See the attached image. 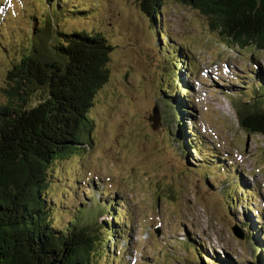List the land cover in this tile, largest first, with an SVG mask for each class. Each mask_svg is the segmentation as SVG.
Returning a JSON list of instances; mask_svg holds the SVG:
<instances>
[{"label": "rangeland", "instance_id": "rangeland-1", "mask_svg": "<svg viewBox=\"0 0 264 264\" xmlns=\"http://www.w3.org/2000/svg\"><path fill=\"white\" fill-rule=\"evenodd\" d=\"M59 3L0 0V103L10 64L27 51L40 20L69 31L100 30L114 47L110 78L89 113L92 140L48 173L54 224L67 225L77 209L84 224L96 227L98 201L116 200L127 226L110 241L116 245L113 261L110 255L98 264H198L195 245L201 244L209 255L252 263L264 237V138L241 129L234 105L245 100L238 93L253 94L256 76L264 77V52L227 46L207 17L175 0L160 8L159 33L138 0H62L61 8ZM76 10L92 12L64 20ZM162 34L190 58L193 75L185 67L182 76L189 89L188 123L219 158V169L218 159L209 161L212 168L201 167L206 153L187 158L171 143L160 97L164 88H177L179 72L172 70L173 47L167 49ZM156 107L158 123L151 120ZM238 181L244 186L233 191Z\"/></svg>", "mask_w": 264, "mask_h": 264}, {"label": "trees", "instance_id": "trees-1", "mask_svg": "<svg viewBox=\"0 0 264 264\" xmlns=\"http://www.w3.org/2000/svg\"><path fill=\"white\" fill-rule=\"evenodd\" d=\"M138 1L141 11L159 33L160 8L165 0ZM175 1L207 17L211 30L227 46L264 52V0ZM89 12L68 11L64 20L85 17ZM40 23L38 29L34 25L27 51L20 52V59L10 64L2 90L0 264H98L110 255L113 261L115 252L110 251L116 245L114 240L110 241L121 236L127 226L122 204L116 209V200L98 201L101 211L95 218L96 227L84 224V217L76 215L77 209L70 223L62 226L54 224L55 206L46 195L51 183L48 173L54 165L78 155L92 140L89 113L99 90L110 78L108 64L114 47L100 30L69 31L50 20ZM162 36L167 38L165 34ZM167 40L169 49L174 45ZM169 54L173 55L172 70L179 72L174 78L177 88H164L160 100L167 109L166 126L173 132L171 143L187 158L206 153L201 167L205 164L212 168L209 161L218 159L219 169L223 166L219 158L188 123L189 89L183 87L186 82L182 76L187 73L185 67L193 75L190 58L181 47H173ZM253 84L251 97L238 93L245 100L234 106L241 129L264 138V77L256 76ZM243 186L238 181L233 191ZM248 193L255 195L253 190ZM231 194L236 201L232 190ZM246 209L250 210V206ZM259 242L262 246L254 247L257 255L249 264H264V237ZM188 244L193 247L195 242L190 240ZM195 251L200 256L198 264H211L209 260L214 264H236L226 257L209 255L202 244L195 245Z\"/></svg>", "mask_w": 264, "mask_h": 264}, {"label": "water", "instance_id": "water-1", "mask_svg": "<svg viewBox=\"0 0 264 264\" xmlns=\"http://www.w3.org/2000/svg\"><path fill=\"white\" fill-rule=\"evenodd\" d=\"M151 120L155 123L159 121V109L157 107L153 110V117H151Z\"/></svg>", "mask_w": 264, "mask_h": 264}]
</instances>
